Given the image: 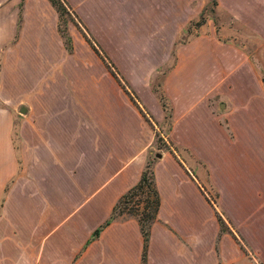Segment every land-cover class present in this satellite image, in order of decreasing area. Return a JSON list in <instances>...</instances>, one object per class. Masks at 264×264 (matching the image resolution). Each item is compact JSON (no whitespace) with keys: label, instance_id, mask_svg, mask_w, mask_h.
<instances>
[{"label":"crops","instance_id":"crops-1","mask_svg":"<svg viewBox=\"0 0 264 264\" xmlns=\"http://www.w3.org/2000/svg\"><path fill=\"white\" fill-rule=\"evenodd\" d=\"M67 1L120 75L68 62L49 0H0V264H141L137 218H109L151 160L162 99L186 154L151 160L160 203L146 264H264L254 62L210 27L177 44L204 1ZM214 2L264 42V0Z\"/></svg>","mask_w":264,"mask_h":264},{"label":"rangeland","instance_id":"rangeland-1","mask_svg":"<svg viewBox=\"0 0 264 264\" xmlns=\"http://www.w3.org/2000/svg\"><path fill=\"white\" fill-rule=\"evenodd\" d=\"M59 3L62 14L59 17L58 29L62 34V38L66 45H71V49L68 50V62H110L111 69L117 75H120L117 68L114 66L111 60H106V55L99 50L94 40L85 31L78 16L72 9L67 0H55ZM204 1V6L200 11V14L188 25L186 31L183 32L177 42V44L186 43L194 35H203L199 30L201 26L211 30H215L218 33V37L223 41L236 43L244 52L249 56L250 62H254L259 77L260 89L264 90V42L257 40L255 36H252L243 27L237 25L231 18L215 4L214 0H200ZM203 33V32H202ZM220 33V34H219ZM60 34V35H61ZM173 60L175 58V50L172 51ZM161 79V72H157L153 81V86L158 90L159 80ZM121 82V81H120ZM122 85H125L121 82ZM126 85H128L126 83ZM127 90V89H126ZM128 91V90H127ZM130 94V92L128 91ZM133 93V92H132ZM135 96V95H134ZM163 108L167 111L165 120L158 124V129L155 131V143L153 149L150 151V158L155 159V153H162V151L176 150L180 155L185 156V152L175 147L167 136V129L170 123V117L168 116V106L165 101L161 100ZM173 145V146H172ZM151 195L148 189H145L144 193L138 194L136 197L129 199L128 202L123 204L120 210L117 212L116 217L132 215V212L136 210L140 216L143 211L144 199ZM211 199H214L213 195H210ZM135 212V211H134ZM221 228L226 227L225 221L220 217Z\"/></svg>","mask_w":264,"mask_h":264},{"label":"trees","instance_id":"trees-1","mask_svg":"<svg viewBox=\"0 0 264 264\" xmlns=\"http://www.w3.org/2000/svg\"><path fill=\"white\" fill-rule=\"evenodd\" d=\"M49 1L55 7V9L57 10L58 15L60 17L62 14V10H61L59 3H57V1H55V0H49ZM59 33H60V31H59ZM61 36H62V34H61ZM66 48H67V50H70L71 45H69V44L66 45ZM151 163H152L151 160H149L147 162L145 168L143 169V171L141 173V176H140L138 182L135 185H133L125 194H123L119 198V200L117 201V203L113 207L111 216L109 218V220L112 218H115L117 212L120 210V208L123 204L128 202L129 199L136 197L138 194L144 193L146 188L148 189L149 193H151V195H149L148 198H145L143 200L145 204L143 206V211L141 212V215L139 216L136 213L137 212L136 210H134L135 212L134 211L132 212V215L135 216L139 222L141 233L143 236V248H142V255H141V264H146V253H147V246H148V239H149V229H150L151 223L156 218L157 211L159 208V203H160L159 195H158L157 189L155 187V183H154V177H153V171L151 169ZM108 221L106 223H108ZM219 221H220V217H219ZM97 234H98V230H96L93 235L96 236Z\"/></svg>","mask_w":264,"mask_h":264},{"label":"water","instance_id":"water-1","mask_svg":"<svg viewBox=\"0 0 264 264\" xmlns=\"http://www.w3.org/2000/svg\"><path fill=\"white\" fill-rule=\"evenodd\" d=\"M155 156H156V157H160L161 154H160V153H155Z\"/></svg>","mask_w":264,"mask_h":264}]
</instances>
